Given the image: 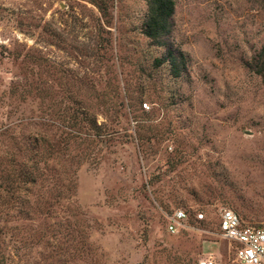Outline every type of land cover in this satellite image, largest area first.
Instances as JSON below:
<instances>
[{"label":"rangeland","instance_id":"obj_1","mask_svg":"<svg viewBox=\"0 0 264 264\" xmlns=\"http://www.w3.org/2000/svg\"><path fill=\"white\" fill-rule=\"evenodd\" d=\"M171 1L155 43L149 0H0V264H237L219 210L264 227V0ZM24 140L74 198L14 184Z\"/></svg>","mask_w":264,"mask_h":264},{"label":"trees","instance_id":"obj_2","mask_svg":"<svg viewBox=\"0 0 264 264\" xmlns=\"http://www.w3.org/2000/svg\"><path fill=\"white\" fill-rule=\"evenodd\" d=\"M173 2L171 0H149L147 19L144 24L143 34L145 37L151 39L155 43H159L162 35L165 32L167 20L172 13ZM43 142L42 138H39ZM39 142V143H40ZM27 140L23 141V145ZM42 143H40V147ZM17 154H24L27 156L26 168L13 169L12 176L13 182L17 187L25 185L30 188V192L35 195L36 190L43 192L38 195L40 197L46 196L48 199L62 197L63 194L69 199L74 198L76 195L77 179L76 173L78 167L69 168L70 173L68 176L61 177L55 167L49 166L47 160L52 157L58 159L60 154L53 151L50 153L43 147L40 149L33 146L32 143L28 145L17 146ZM58 172V174H56ZM28 190V189H27Z\"/></svg>","mask_w":264,"mask_h":264},{"label":"built area","instance_id":"obj_3","mask_svg":"<svg viewBox=\"0 0 264 264\" xmlns=\"http://www.w3.org/2000/svg\"><path fill=\"white\" fill-rule=\"evenodd\" d=\"M143 109H148L144 103ZM196 223L205 221L203 212L194 215ZM189 216L183 209H177L167 217L166 229L176 234L187 226ZM216 236L230 243L237 264H264V227L243 224L238 214L229 208L219 210ZM197 264H223L213 256L202 258Z\"/></svg>","mask_w":264,"mask_h":264}]
</instances>
